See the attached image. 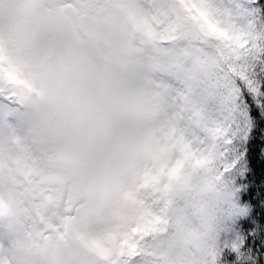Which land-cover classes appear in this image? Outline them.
<instances>
[{"label": "snow or ice", "instance_id": "6c2138e0", "mask_svg": "<svg viewBox=\"0 0 264 264\" xmlns=\"http://www.w3.org/2000/svg\"><path fill=\"white\" fill-rule=\"evenodd\" d=\"M25 2L0 32V264H264V0ZM112 61L130 93L100 86Z\"/></svg>", "mask_w": 264, "mask_h": 264}, {"label": "clouds", "instance_id": "9594fccd", "mask_svg": "<svg viewBox=\"0 0 264 264\" xmlns=\"http://www.w3.org/2000/svg\"><path fill=\"white\" fill-rule=\"evenodd\" d=\"M28 7L25 0H15V2H9L4 5L5 13L3 18L0 19V32H2L6 40L10 32H14L25 23ZM9 9H12V11L9 12ZM97 79L103 89L113 92L130 93L137 85L134 70L117 61H112L103 65L101 70L97 73ZM74 243V240L70 236L68 238L67 251L70 252L72 250Z\"/></svg>", "mask_w": 264, "mask_h": 264}, {"label": "trees", "instance_id": "16d2710c", "mask_svg": "<svg viewBox=\"0 0 264 264\" xmlns=\"http://www.w3.org/2000/svg\"><path fill=\"white\" fill-rule=\"evenodd\" d=\"M244 147H246V145H244ZM241 150H243V149H241ZM252 163H253V166L256 169V175H257V177H259L260 162H259V159L257 158V154L256 153H253V161H252Z\"/></svg>", "mask_w": 264, "mask_h": 264}]
</instances>
